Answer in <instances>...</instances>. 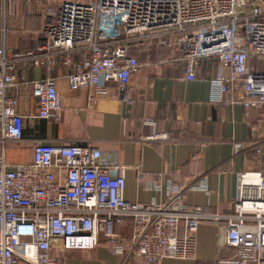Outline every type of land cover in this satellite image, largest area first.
Masks as SVG:
<instances>
[{"label":"built area","instance_id":"obj_1","mask_svg":"<svg viewBox=\"0 0 264 264\" xmlns=\"http://www.w3.org/2000/svg\"><path fill=\"white\" fill-rule=\"evenodd\" d=\"M41 34L44 41L36 51L12 58L0 45V264H65L63 255L52 253L57 240L63 250L90 251L101 236L114 254L142 264L194 259L204 222L226 226L225 246L234 253L218 264H264L260 171H239L232 211L212 212L189 208L178 186L169 187L166 203L126 199L125 166L96 146L37 140L32 160L18 164L8 160L5 147L24 140V115L18 98L9 94L12 88L32 90L39 118L56 117L63 108L55 79L18 80L17 63L43 67L58 53L75 50L84 60L68 74L72 90L107 82L124 90L142 67L131 49L142 45L171 47L170 59L185 62L188 79L196 78L200 63L216 58L222 67L211 80L214 99L230 95V102L258 108L264 116V1H64L46 8ZM252 56L262 59L259 69L250 68ZM124 219L132 222L127 237L119 231Z\"/></svg>","mask_w":264,"mask_h":264},{"label":"crops","instance_id":"obj_2","mask_svg":"<svg viewBox=\"0 0 264 264\" xmlns=\"http://www.w3.org/2000/svg\"><path fill=\"white\" fill-rule=\"evenodd\" d=\"M64 1L74 0H0V45L8 56L36 51L44 41L46 8ZM131 51L142 67L124 90L114 82L72 90L68 74L83 62L80 50L58 53L43 67L17 63L18 80L55 79L63 108L56 117L39 118L32 90L23 85L12 88L9 94L18 98L17 109L24 115V140L6 144L8 160L31 161L37 140L92 145L125 166L124 197L130 201L166 203L169 187L178 186L189 208L231 212L237 173H264L263 114L230 102L227 94L224 101L214 99L211 80L222 67L216 58L200 63L196 78L188 79L185 62L170 59L171 47L142 45ZM261 66L262 59L252 56L250 68ZM163 132L168 140L151 138ZM151 183L158 187L150 188ZM119 231L124 237L131 235V220L124 219ZM225 234L223 222L201 223L196 257L166 258L163 264H218V259L234 253L225 246ZM52 253L63 255L65 264H142L139 258L114 254L103 236L90 251L63 250L57 240Z\"/></svg>","mask_w":264,"mask_h":264},{"label":"trees","instance_id":"obj_3","mask_svg":"<svg viewBox=\"0 0 264 264\" xmlns=\"http://www.w3.org/2000/svg\"><path fill=\"white\" fill-rule=\"evenodd\" d=\"M161 46H167V47H169L168 45H161Z\"/></svg>","mask_w":264,"mask_h":264},{"label":"water","instance_id":"obj_4","mask_svg":"<svg viewBox=\"0 0 264 264\" xmlns=\"http://www.w3.org/2000/svg\"><path fill=\"white\" fill-rule=\"evenodd\" d=\"M262 1H264V0H262Z\"/></svg>","mask_w":264,"mask_h":264}]
</instances>
